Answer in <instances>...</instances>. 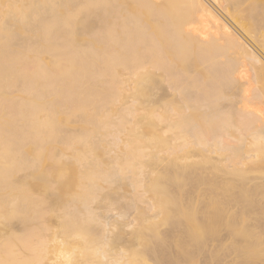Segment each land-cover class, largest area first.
I'll return each mask as SVG.
<instances>
[{
    "label": "bare ground",
    "instance_id": "bare-ground-1",
    "mask_svg": "<svg viewBox=\"0 0 264 264\" xmlns=\"http://www.w3.org/2000/svg\"><path fill=\"white\" fill-rule=\"evenodd\" d=\"M131 2L138 13L118 0H12L35 33L1 35L24 51L0 53V264H164L178 231L202 264L236 262L213 254L244 213L230 210L264 197V0ZM59 107L72 120L55 124ZM35 179L33 196L22 187ZM12 211L23 233L12 235Z\"/></svg>",
    "mask_w": 264,
    "mask_h": 264
},
{
    "label": "rangeland",
    "instance_id": "rangeland-1",
    "mask_svg": "<svg viewBox=\"0 0 264 264\" xmlns=\"http://www.w3.org/2000/svg\"><path fill=\"white\" fill-rule=\"evenodd\" d=\"M3 1V6H0V8H3V11L0 10V53L6 49H11V50H15V51H24L23 48L21 47V45L18 44H13L11 46H7L6 45V40L5 38L1 37V35L3 34V32L5 31L6 33H10L11 35H18V36H22V35H33V32H25V28L22 29V26H20V21H19V16L20 14L16 13V11L14 10V7L12 5V0H1ZM160 1V0H158ZM118 2L125 4L128 7L132 8V11L136 14L139 12V9L136 5H132L131 0H118ZM5 13H7L5 15ZM2 14H4V16H2ZM147 17V22L152 24V20L149 18V15H146ZM24 25V24H23ZM2 28H6L7 30H2ZM79 44L83 45V46H87L89 39L86 36H80L79 39ZM51 59V58H50ZM49 59V60H50ZM22 97V94H20L17 91H14L13 93H11L9 96L5 95L4 98L9 99V97ZM54 97H50L47 98L46 100H50L53 99ZM58 109H60L62 111L61 114H59V112H61L60 110H58L57 114L55 115V119H54V123H58V121H63V120H72L70 112H64L63 107H59ZM81 110L77 111L76 114L78 116H80L81 114ZM47 113V112H46ZM51 113V112H49ZM89 118L93 115V113H90L89 111ZM110 112L107 111L105 113V116H107V119L111 118L110 117ZM70 117V118H68ZM82 117V116H81ZM83 119V117H82ZM105 119V120H107ZM18 125L22 126L23 123L20 122ZM78 126H80V123L77 124ZM68 126H76L73 124V122H69ZM77 127V126H76ZM75 127V128H76ZM74 128V129H75ZM81 127L76 128L75 130H79ZM108 128V127H107ZM32 132L38 133L41 132L42 134L40 136H43L45 133L43 132V129H39L36 127H32L31 128ZM46 137V136H45ZM1 148V146H0ZM35 150H34V145H32L31 147H27L24 150V155L26 156H34L35 155ZM13 157L16 155V153L12 152ZM204 161V160H202ZM200 161L199 165L198 162L196 163V168L195 169H199L198 167H200V169H203L204 167V162ZM203 164V165H202ZM199 169V170H200ZM22 174V173H21ZM18 175H13V180L17 177ZM25 186L22 187L23 189L27 190L28 193H30L31 195L35 196L36 192L41 193L43 190V181L41 179H35L33 180H26L24 182ZM17 186V185H15ZM203 187V186H202ZM200 187V188H202ZM39 188V189H37ZM126 188V189H124ZM205 188V189H204ZM204 188L201 189V195H200V190L197 189L196 195L194 192L193 195V200L191 199V205L192 208L194 207V211L196 212V217L199 218L197 219V221H202V215H203V210L205 209V205H206V201L204 202V197L206 195V191L207 188L206 186H204ZM129 187L126 185L123 186V188L120 190L118 193V196L120 197V193L123 194L127 193L126 195H122V197H124L125 199L128 198V196H131L129 194H131V190L129 191ZM65 192H69L71 191L70 186H67L66 188H64ZM177 191V192H176ZM203 191V193H202ZM7 193H9V191H6ZM78 192V191H77ZM178 194L177 196H171L174 199H178L177 201H180V199H183L182 196L183 193H181V191L176 190V189H171V195H176V193ZM199 192V193H198ZM181 193V194H180ZM12 195V200L13 196L15 195V191H12V193H10ZM120 194V195H119ZM202 194H205L204 196ZM128 195V196H127ZM127 196V197H125ZM147 198H151L150 194H146ZM196 196V197H195ZM201 196V197H200ZM203 196V197H202ZM219 197V196H216ZM175 199V200H176ZM197 199V200H196ZM195 200V201H194ZM182 201V200H181ZM194 201V202H193ZM184 202V199L183 201ZM15 201L12 202V210L14 208V204ZM119 210V209H117ZM116 210V211H117ZM8 209L4 206H0V214L3 215L1 217L0 220V239H2L5 234H6V228H4L7 225V221L5 220V215L7 213ZM101 211V210H100ZM114 211V212H116ZM113 212V213H114ZM244 212V213H242ZM103 213V212H102ZM134 213V212H133ZM240 214L239 218L235 221L234 224V231L232 232V235L229 237V239H227L224 242V246L221 248L222 251H215L213 254V261L218 257V255H221L223 253L226 252H231L234 251V254L237 256L236 258V262L233 264H264V197L259 196L255 199V201L250 202V200H242L240 202L239 205H237L236 207H234L233 209L230 210V214ZM136 214V213H134ZM130 214L129 216L133 218H135V215ZM204 216V215H203ZM23 217L22 214H14L12 211V235H17L19 234V232L23 233L24 230V226L22 225V220L21 218ZM128 217V220L129 218ZM132 218V219H133ZM131 219V218H130ZM50 220V218H49ZM127 220V221H128ZM126 221V222H127ZM130 221V220H129ZM183 221V229H185V223L187 222L186 220L182 219ZM185 221V222H184ZM160 223H162V221H159ZM158 229L159 231L162 232V228L167 232V230H169V228L167 227L168 225H164L159 228V223H158ZM168 229H167V228ZM179 228V227H178ZM134 230L131 229H125L124 234L127 238H131L133 237V233ZM128 240V239H127ZM146 242V243H145ZM145 245L146 246H150L152 245V243L145 241ZM158 240H154V243H158ZM166 242H168L167 244V248H164L163 252L166 255V262L164 264H189L190 262L193 263V260H189V258H186L185 255V251L187 250V246L189 250H192V254H193V258L196 264H202L204 261V249L203 252H198L197 249L195 248L197 245V241H194L189 235L186 234V232H176L175 235H173V237H171L170 239L167 238ZM155 244V245H156ZM213 246V247H209V246ZM216 246V244H209L208 247L210 249H213ZM203 254V255H202ZM233 254V256H234ZM228 260L226 261H231L232 257L230 256L229 258H227ZM151 262V261H149ZM152 263V262H151ZM150 263V264H151ZM153 264V263H152Z\"/></svg>",
    "mask_w": 264,
    "mask_h": 264
}]
</instances>
